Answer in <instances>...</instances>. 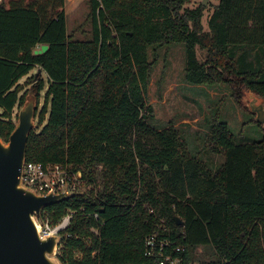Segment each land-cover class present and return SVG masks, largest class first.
Masks as SVG:
<instances>
[{
  "label": "trees",
  "instance_id": "16d2710c",
  "mask_svg": "<svg viewBox=\"0 0 264 264\" xmlns=\"http://www.w3.org/2000/svg\"><path fill=\"white\" fill-rule=\"evenodd\" d=\"M187 1L88 0L90 31L82 40L75 29L67 32L65 0L0 2V137L7 141L28 91L21 93L19 80L41 69L46 83L30 77L37 97L45 90L26 160L62 163L90 182L98 166L103 172L100 190L46 207L52 224L82 207L85 214L66 230L80 238L91 235L92 211L104 220L98 254L68 239L57 257L62 264L147 260L146 237L162 232L160 222L183 247V264H264V131L243 101L246 90L264 97V0H219L207 28L205 6ZM173 43L185 47L186 82L226 86L261 131L257 140L236 143L213 114L204 143L223 155L217 169L190 153L173 126L149 124L148 47ZM38 44L46 49L34 53Z\"/></svg>",
  "mask_w": 264,
  "mask_h": 264
},
{
  "label": "rangeland",
  "instance_id": "374dc122",
  "mask_svg": "<svg viewBox=\"0 0 264 264\" xmlns=\"http://www.w3.org/2000/svg\"><path fill=\"white\" fill-rule=\"evenodd\" d=\"M204 0H188V7H196ZM219 0H206L202 23L207 28L208 16ZM89 11L88 0H65L66 28L70 33L75 29L76 39H85L90 31V24L86 20ZM82 27V28H81ZM79 28V29H77ZM82 29V30H81ZM46 45L38 44L34 53H41ZM197 58H205L204 51L196 48ZM148 58L152 63L150 79L146 93L148 104L152 107V117L149 124L157 129L173 126L187 143L189 152L205 161L211 169H217L223 162L222 154L209 152L204 140L209 130L208 120L213 114L220 116V120L227 123L236 143L257 140L261 137L260 129L252 122L251 116L240 106L230 94V90L222 85H193L185 80V47L182 43H173L160 47L149 46ZM38 69L34 68L27 77L19 80L21 93L31 86L30 77L35 76ZM42 77L46 83V75L41 72L36 78ZM45 90V89H44ZM44 90L37 100L35 124L37 128V112L43 104ZM19 110L15 107L13 118ZM184 172V178L188 175ZM191 172V171H190ZM189 172V174H190ZM191 180V179H190ZM103 172L96 168L94 190L102 188ZM191 184L196 185L193 180ZM188 189V181L184 183ZM168 192V189H166ZM197 253L207 257L209 251L198 248Z\"/></svg>",
  "mask_w": 264,
  "mask_h": 264
},
{
  "label": "water",
  "instance_id": "95a60500",
  "mask_svg": "<svg viewBox=\"0 0 264 264\" xmlns=\"http://www.w3.org/2000/svg\"><path fill=\"white\" fill-rule=\"evenodd\" d=\"M40 73L38 69L35 78ZM37 100L30 86L7 141L0 137V264H62L54 256L58 236L41 239L33 214L38 215L42 208L73 193L39 195L23 186L20 180L28 137L36 127ZM243 101L264 131V97L246 90ZM176 219L178 224L182 223Z\"/></svg>",
  "mask_w": 264,
  "mask_h": 264
},
{
  "label": "built area",
  "instance_id": "2783aa9c",
  "mask_svg": "<svg viewBox=\"0 0 264 264\" xmlns=\"http://www.w3.org/2000/svg\"><path fill=\"white\" fill-rule=\"evenodd\" d=\"M1 2V0H0ZM20 180L23 186L32 190L36 194H70L88 193L95 186V182L83 178L80 170L74 171L69 166L62 163H42L39 161L25 160ZM47 207V206H46ZM46 207L42 208L38 215L33 214V219L38 227L41 239L58 236L54 256H61L66 249L68 239H81L85 250H89L92 256L99 252L101 241V228L104 220L99 212L92 211V225L89 227L91 235L80 238L78 234L67 232L72 218L78 214L84 215L83 208L69 209L56 222L51 223V214ZM162 232L154 230L147 235L145 240V257L147 260L141 262H128L126 264H183L181 252L183 247L171 237L170 228L160 222ZM74 256L81 258L83 252L79 248L73 249Z\"/></svg>",
  "mask_w": 264,
  "mask_h": 264
}]
</instances>
